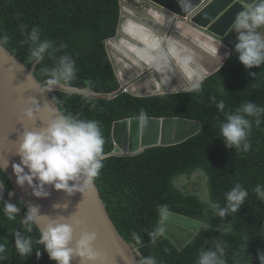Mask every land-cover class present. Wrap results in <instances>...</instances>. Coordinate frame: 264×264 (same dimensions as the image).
<instances>
[{"label":"trees","instance_id":"1","mask_svg":"<svg viewBox=\"0 0 264 264\" xmlns=\"http://www.w3.org/2000/svg\"><path fill=\"white\" fill-rule=\"evenodd\" d=\"M121 17L120 0H0V33L8 36L3 45L6 49L28 68L34 66L29 60L28 45H21L24 35L20 26L27 25L28 30L37 26L42 39L52 40L57 47L60 44L66 47L54 57L45 55L36 77L44 82L46 77L41 69L52 68L60 55L68 54L75 60L77 74L67 87L88 88L95 93L88 101L83 95L57 93L55 101L64 114L100 122L105 139V160L96 181L122 235L133 245L151 243L149 233L162 226L158 223L160 206L184 205L214 211L210 202L176 186L180 178L202 172L209 178L211 201L221 206L225 204L224 194L235 184H241L248 191L241 210L229 215L233 229L225 233L205 228L183 251L166 238L156 249L157 264H196L199 251L212 247L215 240L226 243L227 264H258V252L264 250V201H260L253 190L257 184H264V116L259 127L253 122L249 152L229 150L218 128L224 114L218 111L212 97L217 102L224 100L226 112L235 111L246 101L264 107V65L246 70L240 64L233 47L234 32L227 40L233 50L230 60L219 73L203 83L200 92L150 98L123 95L111 100V96L120 91V84L107 43L117 38ZM81 37L89 40L88 53L83 46H78ZM249 71L256 76H250ZM140 118L199 121L203 123V131L182 145L153 148L134 157H106L115 151V124ZM0 178L9 192L14 191L2 169ZM4 200L12 202L8 195ZM16 200L22 211L13 221L6 218L0 202V243L7 247L4 264H55L42 246L35 243L28 257L15 251V231L31 236L33 241L39 234V227L26 231L21 221L27 208L19 197ZM133 232L139 235V243L132 239ZM36 249L41 251L39 259Z\"/></svg>","mask_w":264,"mask_h":264},{"label":"water","instance_id":"2","mask_svg":"<svg viewBox=\"0 0 264 264\" xmlns=\"http://www.w3.org/2000/svg\"><path fill=\"white\" fill-rule=\"evenodd\" d=\"M120 1L122 5V17L119 33L117 38L107 43L108 54L112 60L120 84V91L113 94L111 100L121 97L127 88L131 90V96L139 98L191 92L188 91L190 86L183 91H177L176 89L175 91H168L166 83L160 76L161 71L168 72L166 73V77L170 83L173 73L177 70H180L186 76L178 62L169 52L171 41L178 40V35L180 34L192 43L184 45L192 47L195 46V43L190 38L189 33L198 32L224 46L232 56L233 50L227 44V40L234 33L232 24L236 16L243 11L248 3L252 2V0ZM139 2H143L144 4L139 5ZM142 6H148L150 10L155 9L169 21V25L166 27H163L158 22H156L158 25L147 24L155 33L156 40L152 46H157V44L162 46L161 53L158 54V61L152 66H149L141 59L138 61L139 64H137L132 59L135 56L130 50H126L124 45L125 41L139 44L135 36L127 31L129 27L127 25L131 21L132 15L127 13L126 9H137L139 11L142 10ZM140 14L144 18H152L145 13L141 12ZM139 23L146 24L144 21ZM170 29L176 32L177 37L173 36L170 44H168L165 36L170 35L168 34ZM183 29L186 30L184 31ZM166 46H168L167 53L163 56ZM143 49L147 51L146 47ZM197 49L199 48L197 47ZM150 51L157 54L156 49H150ZM201 51L204 52L203 50ZM230 58L227 56L223 60V67L220 64L216 71L205 76L203 83L219 73ZM167 61H172L174 64L171 71L168 70ZM38 65L36 64L28 68L12 52L4 46H0V169L8 176L14 186V191H12L14 195L10 197L14 204L19 207L16 200V197H19L26 208L29 204L38 206L41 215L52 217L63 216L66 222L72 224L74 228L73 247L75 239L79 238L81 231L95 233L97 238L93 244V250L99 255L102 264H143L144 259H155L154 255L157 247L166 238L172 240L179 250L183 251L205 228L219 229L218 231L220 232L226 231L228 228L230 230L227 232H230L233 229L229 215L221 220V218L214 214V211L206 212L184 205H169L166 208L171 215L161 226L164 229L163 234L149 244L133 245L122 235L111 217L108 205L102 197L97 181L94 182L90 190L82 194L77 192L72 196H68L66 193L56 191L51 186H48L45 189L49 193L47 198H36L32 195V190L27 186L24 188L17 186L12 165L19 163V157L16 155V152L18 151L21 142L20 136L23 131H37L43 127L52 118V111H49V109L55 111L56 114H64L59 104L53 99V97L57 96V93L82 95V90L69 87L40 95L44 82H41L36 77ZM154 71L156 74L153 73ZM153 79H156L158 85H161L164 92L167 91V94L161 93L158 85H152V90L148 88L144 90L140 89L141 86L150 84ZM91 94L95 93L91 92ZM33 99H36L40 104L41 111L37 113L33 121H28L24 118L23 113L31 107ZM155 124H162L165 128L174 129V127H178L179 129L186 128V130L180 131L173 136L165 132L164 137L151 138V142L149 143L145 142L147 141L146 139H149L145 134L144 143L141 145L140 142L137 143L134 135L135 130L137 128L140 131L141 128L146 130ZM120 125H123L126 135L130 131L133 132V135L130 137V143L128 139V151H123L119 147L120 140L117 133ZM202 131L203 123L185 119L140 118L122 121L116 123L114 126L113 139L116 146L115 151L106 157H134L144 154L149 149L182 145L201 134ZM0 185L3 186L2 191H0V197L4 200L9 191L1 178ZM54 205H59L60 207L54 208ZM66 205L67 207H65ZM38 227H43V222ZM72 264H84V262L80 261L77 257L73 259Z\"/></svg>","mask_w":264,"mask_h":264},{"label":"clouds","instance_id":"3","mask_svg":"<svg viewBox=\"0 0 264 264\" xmlns=\"http://www.w3.org/2000/svg\"><path fill=\"white\" fill-rule=\"evenodd\" d=\"M20 29L24 35L21 45H28L29 60L34 65L40 64L45 55L54 57L57 52L66 47L64 44L57 47L52 40L42 39L41 30L37 26H32L28 30L27 25L22 24ZM232 30L236 33L233 47L240 64L246 70L260 68L264 65V0H252L248 3L236 16ZM7 41L8 36L0 33V46ZM213 51L218 54L219 49H213ZM226 55L231 57V53ZM222 59L221 57L223 67ZM193 63L191 56L181 59L182 67L186 71L188 80L191 81L188 91L200 92L205 76L191 67ZM41 74L46 79L40 95L66 89L76 78L75 60L68 54L60 55L55 65L52 68L41 69ZM248 74L256 76V73L251 71ZM82 95L88 101L92 94L88 88H85L82 89ZM212 100L218 111L224 114V119L219 121L218 128L225 147L241 153L249 152L253 122L259 127L261 117L264 116V107L258 106L256 102L246 101L240 104L235 111L226 112L223 99L217 102L216 98L212 97ZM40 111V104L33 99L31 107L25 110L23 115L26 120L33 121ZM49 111H52V118L43 127L37 131L25 130L20 136L21 142L16 152L19 163L12 165L15 183L20 188L25 186L30 188L32 195L36 198H47L49 193L45 189L48 186L68 196L77 192L82 194L93 187L104 167L105 139L100 122L81 119L78 115L71 113L56 114L52 109ZM2 189L3 186L0 185V191ZM253 191L260 201H264V184H257ZM13 195L12 192L8 193L9 197ZM248 195V191L237 183L224 194L225 204L223 206L214 201H210V206L214 214L223 220L230 214L238 213ZM0 202L3 203L2 211L6 218L9 221L15 220L21 209L10 200H3L2 197H0ZM53 207L59 208L60 206L54 205ZM170 215L171 213L165 206H160L158 208L159 225H163ZM21 222L27 232L40 226L42 222L43 227L39 228L38 239L35 241L21 231L14 232L13 247L19 255L30 256L35 243L42 246L41 248L55 264H72L73 259L77 257L84 264H98V262L102 264L99 255L93 250L96 234L81 231L73 247L74 228L72 224L66 222L63 216L41 215L38 206L29 204ZM229 230L228 228L223 232ZM163 231V227H157L149 233V236L155 240L163 234ZM132 239L137 243L140 242V237L135 232L132 233ZM226 248L224 241H213L212 247L199 251L196 264H227ZM40 249H36L35 252L37 259L41 256ZM6 252V245L0 243V264H4L7 259ZM143 264H157V261L147 258L144 259ZM258 264H264V250L258 252Z\"/></svg>","mask_w":264,"mask_h":264},{"label":"bare ground","instance_id":"4","mask_svg":"<svg viewBox=\"0 0 264 264\" xmlns=\"http://www.w3.org/2000/svg\"><path fill=\"white\" fill-rule=\"evenodd\" d=\"M144 4L143 2H139V5ZM127 13H130L132 15V19L127 25V31L131 33L135 38L139 41V44L131 43L128 41L124 42L126 50H130L132 54L135 56V58H132L137 64L138 61L141 59L143 60L146 64L149 66L154 65L158 61V54H160L161 50V45L157 46H152L155 43V33L154 31L147 25V24H157L156 22L160 23L163 27L168 26L169 21L162 16L158 11L155 9H145L142 13H145L152 18H144L141 16V12L137 9L132 10V9H126ZM138 21V22H137ZM146 22L144 23H139V22ZM164 24V25H163ZM158 25V24H157ZM184 31L186 29H183ZM190 38H192L193 42L195 43V46L188 47L182 44L180 41L176 39V41L172 40L171 41V48L169 49V52L171 56L175 58V60L178 62L180 65L181 70L186 74V71L183 69L182 64H181V59L185 56H191L193 58L194 63L192 64L191 67L195 68L198 72L204 74V76H207L211 74L212 72L216 71L220 64H221V57L222 63L223 60L227 58V53L229 51L219 44L218 42L210 39L208 36L203 35L198 32H190L189 33ZM198 45V46H197ZM146 47L147 51H145L143 48ZM197 47L200 49H197ZM124 48V49H125ZM150 49H156L157 54H154L150 51ZM213 49H219V52H214ZM203 50L204 52H202ZM127 52V51H126ZM169 61L166 62L168 64ZM173 68V66H172ZM171 68V69H172ZM175 73V72H174ZM173 73V76H174ZM160 76L162 80L166 83L167 90L168 91H175V88L173 86V82H176L177 79H173V81H170L167 79L166 75L163 73V71L160 72ZM187 77V75H186ZM188 80V78H187ZM191 81L188 80V83L182 82L179 86L182 90H186L190 86ZM152 85H158V82L156 79H153V81L150 84L143 85L140 87L141 90H144L145 88L151 89L152 90ZM160 92L163 93L164 89H162L161 85H158ZM186 128H181L179 129L178 127L173 128H165L164 125L162 124H155L151 125L148 129H142L141 131L139 128L135 130V138L136 142H140V145L144 143L145 139L144 136L145 134L149 137V139H146L147 143L151 142V138H157L161 136H165V132H167L170 136L178 134L180 131H184ZM147 133H146V132ZM118 137L120 140L119 147L123 151H128L127 147L128 144L130 143V137L133 135V132L130 131L126 135L124 130H123V125H120L118 127ZM129 139V143H128ZM122 145V146H121Z\"/></svg>","mask_w":264,"mask_h":264},{"label":"rangeland","instance_id":"5","mask_svg":"<svg viewBox=\"0 0 264 264\" xmlns=\"http://www.w3.org/2000/svg\"><path fill=\"white\" fill-rule=\"evenodd\" d=\"M150 9L148 8V6H142V10H139V12H143L145 11V9ZM170 34L169 36H165L166 41H168V44H170V41L172 39L173 36H176V32L175 31H169ZM177 37V36H176ZM182 41H181V40ZM178 40L181 41L183 44L185 45H189L192 44L191 42H189L186 38H184L182 35H178ZM78 46H83L84 47V51L85 53H88L90 47H89V40L86 37H81L80 41L78 42ZM167 49L168 46L165 47L163 56L167 53ZM174 64L172 63V61H169V63L167 64V66L169 67L168 70L171 71V68ZM154 74L155 71L153 72ZM165 75L168 72H163ZM173 79H177L176 82H173V86L177 91H183L180 88V84L182 82L187 83L186 80V76L180 72V70L175 71L174 76L172 77V81ZM164 94H167V91L164 92ZM176 186L180 189L183 190L185 193L188 194H196L200 197H202L203 199H206L207 201L210 200V187H209V178L206 176V174L200 172L197 173L193 176H184L182 178H180L178 181H176Z\"/></svg>","mask_w":264,"mask_h":264},{"label":"built area","instance_id":"6","mask_svg":"<svg viewBox=\"0 0 264 264\" xmlns=\"http://www.w3.org/2000/svg\"><path fill=\"white\" fill-rule=\"evenodd\" d=\"M131 94H132V93H131V90L127 88L126 91H125V93H124L123 95H131ZM123 95H122V96H123Z\"/></svg>","mask_w":264,"mask_h":264},{"label":"flooded vegetation","instance_id":"7","mask_svg":"<svg viewBox=\"0 0 264 264\" xmlns=\"http://www.w3.org/2000/svg\"><path fill=\"white\" fill-rule=\"evenodd\" d=\"M201 198H202V197H201ZM202 201H204V202H206V203L210 202V201H211V196H210V200L207 201L206 199H203V198H202Z\"/></svg>","mask_w":264,"mask_h":264}]
</instances>
